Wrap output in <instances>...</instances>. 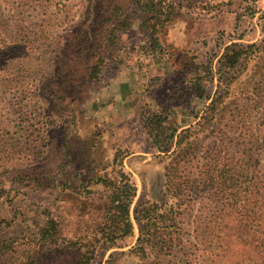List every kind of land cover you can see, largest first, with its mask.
Segmentation results:
<instances>
[{
    "label": "rangeland",
    "instance_id": "obj_1",
    "mask_svg": "<svg viewBox=\"0 0 264 264\" xmlns=\"http://www.w3.org/2000/svg\"><path fill=\"white\" fill-rule=\"evenodd\" d=\"M222 1L178 6L165 0L176 16L159 23L163 47L151 52L150 15L140 12L136 0H0V129L10 146L6 170L0 166L7 192L0 221L8 225L0 243L12 245L0 254V264H81L90 251L97 264L145 263L132 251L138 238L133 212L140 205L166 208L174 202L165 188L171 158L152 150L151 133L159 126L174 135L171 154L188 130L182 147L197 161L214 160L219 132L228 141L234 131L221 126L222 102L208 111L223 89L209 70L228 44L236 43L244 55L226 105L250 97L255 87L264 111V0L255 1L253 19L235 15L253 0L217 3ZM196 20L206 23L199 33L212 27L214 34L198 37L178 56L169 28L178 21L179 28L185 23L194 29ZM120 167L136 186L129 211L133 236L105 246L99 241L109 223L107 197ZM198 174L195 163L185 165L188 179ZM259 178L264 181V170ZM207 192L193 197L182 217L191 235L219 207ZM48 218L66 241L82 248L51 246L44 231Z\"/></svg>",
    "mask_w": 264,
    "mask_h": 264
},
{
    "label": "trees",
    "instance_id": "obj_2",
    "mask_svg": "<svg viewBox=\"0 0 264 264\" xmlns=\"http://www.w3.org/2000/svg\"><path fill=\"white\" fill-rule=\"evenodd\" d=\"M176 1L178 6L188 2ZM255 1L240 9L238 13L235 12V15L238 18L253 19L258 13L254 7ZM136 4L140 12L150 15L146 20L150 25L146 29L149 33L148 44L151 52L160 51L163 43L158 38L159 27L161 22L167 23L176 16L174 7L165 5V0H136ZM37 7L40 8V5ZM127 28L128 25H122L121 30L126 31ZM43 29L41 24L40 35H44ZM1 38L3 44H6V39ZM198 39L196 37L192 40L195 43ZM170 46L176 49L181 57L182 49L187 47L175 46L172 42ZM243 55L244 51L236 43H230L222 49L215 65L209 70L219 88L223 89L213 97L208 111L215 109L222 102L225 107L220 116L223 123L221 126L230 125L229 128H234L232 138L228 141L222 139L225 137V131L219 132L221 138L212 149L213 161H197L191 154V149L182 147L186 140L184 134L188 133V130L178 136L175 150L171 154L168 152L174 142V135L162 131L159 126L151 133L152 150L171 158L165 175V188L174 202L166 208L158 205H140L134 210L133 220L138 227V238L132 251L145 260V263L141 264H264V181L261 182L259 178L264 170V111L258 108L263 102L254 92V87L250 97L245 96L239 102L238 99L230 101L235 104L231 111V103L226 105V97L234 78L239 74ZM3 133L0 129V166L3 167L2 170H6L10 146ZM188 145L192 146L190 143ZM194 163L199 168V174L197 179L190 180L183 175V171L185 165ZM206 190L209 197L219 199V207L207 223L196 227L191 235L189 225L186 226L182 217L191 209L193 197ZM6 194L0 181V200ZM135 194V183L120 167L118 182L107 197L108 207L105 213L109 223L101 229V245L111 246L118 238L133 236L129 211ZM229 202L230 206L227 205ZM3 224L5 222L0 221V231L3 227H8ZM58 227L54 219H47L45 238L51 246L63 250L82 248L79 242L66 241ZM8 247L11 248L12 245L2 241L0 254L9 250ZM93 259L94 251H90L89 256H83L81 264H97Z\"/></svg>",
    "mask_w": 264,
    "mask_h": 264
},
{
    "label": "crops",
    "instance_id": "obj_3",
    "mask_svg": "<svg viewBox=\"0 0 264 264\" xmlns=\"http://www.w3.org/2000/svg\"><path fill=\"white\" fill-rule=\"evenodd\" d=\"M227 1L228 0H225L222 2H217V3H225ZM209 2H211V1H209ZM212 3H214V2H212ZM205 24L206 23H204V20H202V21L196 20L195 23L193 24V25H195L194 29H192V27L190 29H188V27L185 26V23H183L181 28H179L178 25L173 24V26L171 28H169V38H170L171 42L175 44V46H179V47L188 46L191 43H194V40H192L193 38H196V37L203 38V37L208 36L206 34H210V35L214 34L213 32L215 30L212 27L210 28L209 31L205 30L204 33H199V27H202ZM206 32H208V33H206ZM177 37H179V38H177ZM189 40H190V42H189ZM184 41H186V43H184Z\"/></svg>",
    "mask_w": 264,
    "mask_h": 264
}]
</instances>
